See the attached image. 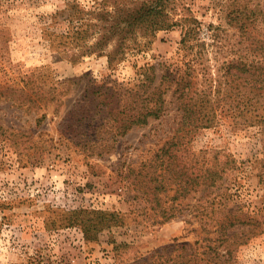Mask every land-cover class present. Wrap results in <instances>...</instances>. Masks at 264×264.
<instances>
[{
	"label": "rangeland",
	"instance_id": "obj_1",
	"mask_svg": "<svg viewBox=\"0 0 264 264\" xmlns=\"http://www.w3.org/2000/svg\"><path fill=\"white\" fill-rule=\"evenodd\" d=\"M179 1L203 22L208 42V25L233 2ZM127 5L0 0V264H264V135L257 126L233 129L223 121L195 135L192 153L236 159L219 187L152 189V160L181 122L174 85L163 79L183 66L181 29L141 38L113 67L103 54L72 60L54 49L56 34H72L78 24L93 33L100 17ZM228 30L233 44L239 32ZM151 64L157 66L151 87L164 93L165 111L123 132L107 104L116 112L129 104ZM30 74L32 88L66 81V92L20 108L6 95L19 99L12 90ZM84 209L107 219L86 235L72 223Z\"/></svg>",
	"mask_w": 264,
	"mask_h": 264
},
{
	"label": "trees",
	"instance_id": "obj_2",
	"mask_svg": "<svg viewBox=\"0 0 264 264\" xmlns=\"http://www.w3.org/2000/svg\"><path fill=\"white\" fill-rule=\"evenodd\" d=\"M130 1L131 5L118 8L116 14L109 13L110 18L100 17L101 23L92 25H99L93 33L81 30L83 25L78 24L73 26L76 30L72 34H56L51 39L54 49L72 60L86 54H103L113 67L125 59L129 50L141 44V38L179 27L183 66L165 73L163 79L170 87L174 85L181 122L176 135L161 150L163 154L152 160L150 181L157 192H166L171 185L183 192L202 185L217 188L236 168L235 157L229 153L222 158L221 152H217L211 159L205 153H192V141L201 129L223 121L233 129L257 126L264 135V0L256 3L233 0L231 10H223L222 14L226 15H222L217 24L208 25L209 42L201 37L203 22L179 0ZM229 27L239 32L233 44L226 36ZM208 46H212L215 63H212ZM231 53L235 57L231 58ZM156 68L155 64L147 65L138 88L130 92L129 104L123 103L124 107L118 112L112 103L107 104L110 112L121 120L119 128H123V132L147 124L149 118H159L164 113V93L159 87H151ZM33 77L34 74L22 77V88L12 90L19 92V99L6 95L20 108L27 102H54L66 92L61 89L66 81H56L48 90L34 89L31 87ZM106 94L113 98V94ZM103 214L80 210L74 212L77 221L72 223L82 225L85 235L90 234L107 220Z\"/></svg>",
	"mask_w": 264,
	"mask_h": 264
}]
</instances>
